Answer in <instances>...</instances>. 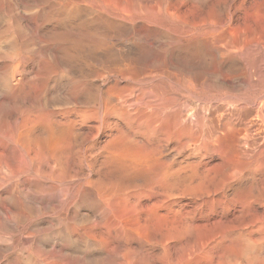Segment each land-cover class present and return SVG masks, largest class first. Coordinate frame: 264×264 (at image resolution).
I'll return each mask as SVG.
<instances>
[{
	"label": "rangeland",
	"instance_id": "1",
	"mask_svg": "<svg viewBox=\"0 0 264 264\" xmlns=\"http://www.w3.org/2000/svg\"><path fill=\"white\" fill-rule=\"evenodd\" d=\"M0 264H264V0H0Z\"/></svg>",
	"mask_w": 264,
	"mask_h": 264
},
{
	"label": "bare ground",
	"instance_id": "2",
	"mask_svg": "<svg viewBox=\"0 0 264 264\" xmlns=\"http://www.w3.org/2000/svg\"><path fill=\"white\" fill-rule=\"evenodd\" d=\"M178 181H180V180H178Z\"/></svg>",
	"mask_w": 264,
	"mask_h": 264
}]
</instances>
